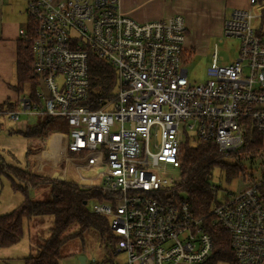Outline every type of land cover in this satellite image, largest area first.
Wrapping results in <instances>:
<instances>
[{
    "label": "built area",
    "instance_id": "1",
    "mask_svg": "<svg viewBox=\"0 0 264 264\" xmlns=\"http://www.w3.org/2000/svg\"><path fill=\"white\" fill-rule=\"evenodd\" d=\"M25 1L27 25L19 32L32 51L38 89L35 98L23 95L14 107L0 108V117L66 119L69 130L57 132L62 176L71 166L76 184L112 197L91 210L109 220L124 264L205 262L214 251L207 228L215 225L229 234L236 264H264V138L250 161L260 160L262 173L246 167L242 178L250 184L208 214L196 217L188 198L176 204L157 197L180 181L166 166L180 167L182 146L193 135L222 153L241 148L249 127L264 136V0L232 10L223 35L240 39L239 53L221 65L215 49L208 79L198 84L184 67L191 47L182 14L138 22L120 0ZM92 55L117 76L110 95L96 102L89 100Z\"/></svg>",
    "mask_w": 264,
    "mask_h": 264
},
{
    "label": "trees",
    "instance_id": "2",
    "mask_svg": "<svg viewBox=\"0 0 264 264\" xmlns=\"http://www.w3.org/2000/svg\"><path fill=\"white\" fill-rule=\"evenodd\" d=\"M188 32V31H187ZM33 54L30 46L22 38L17 45V86L28 80L38 78L33 75ZM116 70L108 62L92 55L89 60L90 95L89 100L95 101L107 97L116 84ZM17 99L9 97L0 103V108L15 106ZM96 105H93V108ZM66 119L60 116L40 117L38 122L27 127L21 133L39 141V145L29 146L26 157L29 160L26 167L10 164L0 154V177L6 176L13 191L23 194V201L13 210L0 215V248L17 244L24 235V222L36 216H50L52 225L50 235L38 246L35 254L24 258L25 264H60L62 246L77 237L83 236L90 228L99 230L103 237L105 251L112 256L118 237L113 235L109 220L88 207L91 200H111L110 195H103L96 188H83L78 184L60 180L58 176H48L33 171L30 159L42 150L44 140L55 132L66 131ZM264 136L256 129L249 127L245 143L232 153H222L213 142L192 141L187 139L180 156V181L162 191L157 197L163 203H180L188 198L192 212L201 217L210 212L216 202L218 188L211 183L215 169L224 172L226 181H232L246 171L245 161L256 157L262 147ZM41 141V142H40ZM50 186L52 197L49 200H34L30 197V189ZM264 190V189H263ZM264 192V191H263ZM78 229L69 231L73 225ZM214 241V251L211 258L199 264H218L227 262L236 264L234 252L230 246L229 234L220 226L207 228ZM108 236L105 237V233Z\"/></svg>",
    "mask_w": 264,
    "mask_h": 264
},
{
    "label": "rangeland",
    "instance_id": "3",
    "mask_svg": "<svg viewBox=\"0 0 264 264\" xmlns=\"http://www.w3.org/2000/svg\"><path fill=\"white\" fill-rule=\"evenodd\" d=\"M6 1L7 3H10V6H3L4 18L7 21H15L17 23L18 29L16 40H18L21 38L19 32L20 29H26L27 25L26 1ZM188 39L189 46H192L193 48H191L190 54L188 53L185 58L184 67L187 70L189 81L193 84H198L208 79V69L213 62V54L215 52V49L218 56V63L221 65L231 63L239 53V38L225 35H212L209 34V31H203L201 27L198 31L192 29L189 33ZM17 80L18 78L15 65L14 76H12L10 80H7L5 82V85H3V91L5 90L6 96H10L17 100L23 95H28L32 98H35V93L38 89L37 81H25L21 85L22 90L19 91L16 89ZM39 119L40 117L37 115H24L17 121H11L5 117H0V154L7 163L15 164L21 167L27 166V163L29 161L26 157L27 148L31 145L34 146L41 143H39V141L36 143L37 140L24 136L21 131L26 130L29 126L35 125ZM50 136H48L44 140L42 144V150L31 157L30 164L33 166V171H37L48 176H54L55 172H59L60 175H63L62 169L65 168V161L61 159L62 150H60V153L56 156V158L54 156H52V158H44L42 156L43 151L48 147V143H46V141ZM190 140L197 141L196 135H193V138ZM60 145L63 144L60 143ZM244 163L248 167L250 172L252 171L251 173H253L254 176H258L262 173L260 160H256L254 163L249 161H245ZM166 171L169 177H174L175 180H178V178H180L179 168H174L171 165H167ZM65 180L73 183L79 182V177L73 167H67ZM210 181L214 186L218 188L216 200L219 202L224 201L228 193H235L236 191L250 184L249 181H243L242 174H240L238 177H235L232 181H226L224 172L220 169H215ZM259 191L260 193L264 191L263 187L260 188ZM29 195L34 200L43 201L49 200L52 197L50 186L30 189ZM19 198L21 199V201H23V194L19 191H13L10 186L9 179L6 176H1L0 203H3L4 200H12L13 202L19 200ZM97 202L98 201L96 200H91L88 207L92 209L93 205ZM17 205L15 207H17ZM49 218L52 217L36 216L32 219L42 221L44 223V226L47 227L50 226L51 223L49 221H47L46 223L45 220H48ZM26 221L27 220H25V222ZM29 226H31V232L40 228L39 231H36L34 234H32V240L38 239L39 236H43L45 238L47 235H50V229H45L44 227H41L34 223H30ZM77 229L78 225L76 224L73 225L69 229V231H74ZM26 230L28 231V223L26 224ZM107 236L108 232L105 233V237ZM102 239L103 237L99 230H97L96 228H90L84 232L83 236L66 242L61 249L62 256H67L72 253L75 258L78 259V261L80 256H84L87 260L86 264H93L96 262L98 264H101L104 255V244ZM125 260L127 261L125 255H119L117 261H120V263L122 264ZM218 264L229 263L220 262Z\"/></svg>",
    "mask_w": 264,
    "mask_h": 264
},
{
    "label": "crops",
    "instance_id": "4",
    "mask_svg": "<svg viewBox=\"0 0 264 264\" xmlns=\"http://www.w3.org/2000/svg\"><path fill=\"white\" fill-rule=\"evenodd\" d=\"M5 5L10 6V3H7L6 0H0V103L10 97L6 96L5 90L3 91V85L14 76L18 45V40H16L17 23L5 20L3 14V6ZM120 6L125 14L138 22L159 20L174 14H182L186 19L189 37L192 29L198 31L200 27L203 31H209V34L223 35L224 22L232 10L248 8L250 2L249 0H120ZM188 37L187 45L189 46ZM191 48L193 47L191 46ZM21 202L20 198L13 202L12 200H4L3 203H0V215L13 210ZM26 220L28 222H24L22 239L15 245L0 248V264H25L24 258L29 254H35L39 244L49 236L47 235L45 238L39 236L38 239L32 240V234L39 231L40 228L31 232L29 224L34 223L49 230L52 225L50 218L45 220L46 223L47 221L51 223L47 227L42 221L32 218ZM27 223L28 231L26 230ZM119 255L126 256L125 253L116 250L111 256L104 249L101 264H121L120 261H117ZM86 262L87 260H85V264ZM125 262L126 260L122 264ZM60 264H79V261L71 253L63 256Z\"/></svg>",
    "mask_w": 264,
    "mask_h": 264
},
{
    "label": "bare ground",
    "instance_id": "5",
    "mask_svg": "<svg viewBox=\"0 0 264 264\" xmlns=\"http://www.w3.org/2000/svg\"><path fill=\"white\" fill-rule=\"evenodd\" d=\"M60 137L61 135L55 133L48 138L46 141V143H48V147L43 151V155L41 154L44 158H52V156L56 158V156L60 153V150L62 149L60 146Z\"/></svg>",
    "mask_w": 264,
    "mask_h": 264
},
{
    "label": "water",
    "instance_id": "6",
    "mask_svg": "<svg viewBox=\"0 0 264 264\" xmlns=\"http://www.w3.org/2000/svg\"><path fill=\"white\" fill-rule=\"evenodd\" d=\"M39 84L41 85L42 89L44 90L45 95H48V90H47V87H46L42 77L39 78ZM54 175L58 176V178L60 180H64V177L62 175H60L59 172H55ZM85 260H86V258L84 256L79 257L80 264H85Z\"/></svg>",
    "mask_w": 264,
    "mask_h": 264
}]
</instances>
